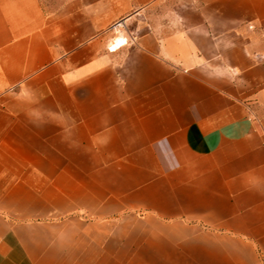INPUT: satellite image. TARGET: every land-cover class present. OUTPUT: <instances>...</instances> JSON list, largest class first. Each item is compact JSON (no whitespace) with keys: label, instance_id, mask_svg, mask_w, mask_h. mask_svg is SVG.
Returning a JSON list of instances; mask_svg holds the SVG:
<instances>
[{"label":"crops","instance_id":"crops-1","mask_svg":"<svg viewBox=\"0 0 264 264\" xmlns=\"http://www.w3.org/2000/svg\"><path fill=\"white\" fill-rule=\"evenodd\" d=\"M263 40L264 0H0V264H264Z\"/></svg>","mask_w":264,"mask_h":264},{"label":"rangeland","instance_id":"rangeland-1","mask_svg":"<svg viewBox=\"0 0 264 264\" xmlns=\"http://www.w3.org/2000/svg\"><path fill=\"white\" fill-rule=\"evenodd\" d=\"M39 1L43 4V6H45V8L51 10V9H54L61 2L63 1L66 2L68 0H39ZM150 14L151 13L149 12L146 22L148 21L150 22V20L152 19V16ZM119 39L120 37H118L116 40H119ZM260 45H262V47L264 46V40L260 42Z\"/></svg>","mask_w":264,"mask_h":264},{"label":"built area","instance_id":"built-area-1","mask_svg":"<svg viewBox=\"0 0 264 264\" xmlns=\"http://www.w3.org/2000/svg\"><path fill=\"white\" fill-rule=\"evenodd\" d=\"M117 25H119V24H117Z\"/></svg>","mask_w":264,"mask_h":264}]
</instances>
